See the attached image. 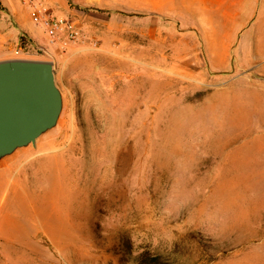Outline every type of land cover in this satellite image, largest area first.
Here are the masks:
<instances>
[{
  "label": "rangeland",
  "instance_id": "rangeland-1",
  "mask_svg": "<svg viewBox=\"0 0 264 264\" xmlns=\"http://www.w3.org/2000/svg\"><path fill=\"white\" fill-rule=\"evenodd\" d=\"M69 1L56 123L0 159V264H264V76L212 73L156 4ZM16 21L0 0V51L39 56Z\"/></svg>",
  "mask_w": 264,
  "mask_h": 264
},
{
  "label": "crops",
  "instance_id": "crops-1",
  "mask_svg": "<svg viewBox=\"0 0 264 264\" xmlns=\"http://www.w3.org/2000/svg\"><path fill=\"white\" fill-rule=\"evenodd\" d=\"M2 2L10 15L17 19L13 33L18 30V35H21L28 45L46 43L43 27L32 23L27 14L21 10L19 1V10L17 3L14 4L12 0H2ZM43 2L52 12L69 17L75 23H78V18L84 17L83 12L82 15L80 14L79 4L69 0H43ZM114 3H122V1L115 0ZM123 3L158 5L156 20L158 31L161 27H165L164 14L168 15L166 16L168 21H178L179 25H184V22L188 21L189 24H185V28L189 27L197 31L195 35L203 41V49L208 54V68L213 71L212 73L216 74L220 70L232 68L253 70L264 76V0H124ZM177 4L184 9L178 8ZM164 6L173 7L164 8ZM184 10L188 11V18L184 17ZM126 17L125 21L133 19L130 16ZM172 29L177 30L176 27ZM173 50L192 52L196 50V46L181 49H176L174 46ZM12 58H32L53 62L55 60L42 54L38 56L14 53L11 50L0 51V60Z\"/></svg>",
  "mask_w": 264,
  "mask_h": 264
},
{
  "label": "water",
  "instance_id": "water-1",
  "mask_svg": "<svg viewBox=\"0 0 264 264\" xmlns=\"http://www.w3.org/2000/svg\"><path fill=\"white\" fill-rule=\"evenodd\" d=\"M62 107L49 60H0V158L34 144L53 127Z\"/></svg>",
  "mask_w": 264,
  "mask_h": 264
},
{
  "label": "built area",
  "instance_id": "built-area-1",
  "mask_svg": "<svg viewBox=\"0 0 264 264\" xmlns=\"http://www.w3.org/2000/svg\"><path fill=\"white\" fill-rule=\"evenodd\" d=\"M19 1L29 7L31 21L42 26L46 35L45 44L30 45L34 52L54 59L52 51L54 45L59 42L61 44L65 42H76L81 39V27L69 17L56 15L48 11L43 0ZM20 50L21 47L16 50V53ZM51 62L54 64L53 61Z\"/></svg>",
  "mask_w": 264,
  "mask_h": 264
},
{
  "label": "bare ground",
  "instance_id": "bare-ground-1",
  "mask_svg": "<svg viewBox=\"0 0 264 264\" xmlns=\"http://www.w3.org/2000/svg\"><path fill=\"white\" fill-rule=\"evenodd\" d=\"M23 245L20 244V246H19V249H20V251H19V258H18L19 264H26V262H27L26 252H25V248H24Z\"/></svg>",
  "mask_w": 264,
  "mask_h": 264
},
{
  "label": "clouds",
  "instance_id": "clouds-1",
  "mask_svg": "<svg viewBox=\"0 0 264 264\" xmlns=\"http://www.w3.org/2000/svg\"><path fill=\"white\" fill-rule=\"evenodd\" d=\"M175 239H172V240H166L163 244V246L166 248V249H171V248H174L175 246Z\"/></svg>",
  "mask_w": 264,
  "mask_h": 264
},
{
  "label": "trees",
  "instance_id": "trees-1",
  "mask_svg": "<svg viewBox=\"0 0 264 264\" xmlns=\"http://www.w3.org/2000/svg\"><path fill=\"white\" fill-rule=\"evenodd\" d=\"M23 42H24V41H23V37H21V43L23 44ZM26 42H27V41H26Z\"/></svg>",
  "mask_w": 264,
  "mask_h": 264
}]
</instances>
